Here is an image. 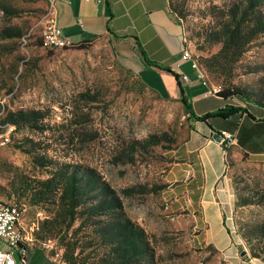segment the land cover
<instances>
[{"label":"rangeland","instance_id":"1","mask_svg":"<svg viewBox=\"0 0 264 264\" xmlns=\"http://www.w3.org/2000/svg\"><path fill=\"white\" fill-rule=\"evenodd\" d=\"M169 2L206 85L243 92L230 101L234 107L264 106V35L223 70L206 65L220 49L204 39L212 13L233 0ZM46 15L45 0H0V133L10 125L8 112L44 114L42 130L12 125L0 149V200L20 208L28 247L60 254L63 264H113L95 228L85 217L72 219L59 194L38 201L31 187L49 177L52 167L43 164L51 160L96 169L121 196L126 215L151 242L153 258L139 264H264V164L232 163L224 151V173L212 190L227 182L232 211L207 210L203 219L172 211V154L190 135L181 103L166 96L158 76L146 75L148 85L123 66L106 38L83 48L42 47ZM4 28L15 36L2 38Z\"/></svg>","mask_w":264,"mask_h":264},{"label":"crops","instance_id":"2","mask_svg":"<svg viewBox=\"0 0 264 264\" xmlns=\"http://www.w3.org/2000/svg\"><path fill=\"white\" fill-rule=\"evenodd\" d=\"M55 10L57 25L71 44L106 38L120 62L145 84L150 82L147 76L156 75L166 96L179 100L182 91L196 116L234 101V97L207 95L209 87L197 78L189 63L181 61L184 27L169 0H58ZM238 105L241 110L226 119L188 122L189 138L173 152L168 173L177 191L171 199L172 211L188 209L199 219L207 210L220 216L232 211L227 182L216 189L219 193L212 190L225 165L223 148L210 140L214 132L235 134L236 140L227 151L232 163L264 164V106ZM213 245L221 252L226 249ZM15 254L20 264H53L52 257L28 246L17 248Z\"/></svg>","mask_w":264,"mask_h":264},{"label":"trees","instance_id":"3","mask_svg":"<svg viewBox=\"0 0 264 264\" xmlns=\"http://www.w3.org/2000/svg\"><path fill=\"white\" fill-rule=\"evenodd\" d=\"M173 13L180 19L176 12ZM212 17L213 23L204 39L209 44H220V49L207 60L208 67L215 66L223 70V67L238 61L253 39L264 35V0H233L212 13ZM1 33L2 38L15 36L7 33V28L2 29ZM91 41H82L71 46L83 48ZM173 75L177 79V75ZM217 95L227 99L236 95L243 97V92L234 88H222ZM179 102L188 122L196 120L207 123L211 118L226 119L233 112L241 110L225 105L196 116L182 91ZM43 117L44 114L35 110H20L8 112L5 119L10 125L42 130L38 122ZM223 150L227 152L228 148L223 147ZM46 163L43 165L52 167L49 177L31 187L38 196V201H51L59 194L67 206V214L72 219L85 217L83 222L95 228L99 243L111 256L113 264H139L142 260L153 258L151 242L144 228L126 215L121 196L100 172L83 165L71 166L51 160ZM259 235L264 237V230Z\"/></svg>","mask_w":264,"mask_h":264},{"label":"built area","instance_id":"4","mask_svg":"<svg viewBox=\"0 0 264 264\" xmlns=\"http://www.w3.org/2000/svg\"><path fill=\"white\" fill-rule=\"evenodd\" d=\"M47 5V15L43 24L41 34V46L48 49H58L71 46L69 40L63 35L57 25L55 2L58 0H45ZM181 61L189 63L196 72L197 78L204 82L205 72L200 69L198 56L194 54L185 39V45L181 53ZM186 80V76H183ZM205 83V82H204ZM206 84V83H205ZM220 88L209 87L207 95H217ZM5 132L0 133V149L10 142V135L14 131V126L7 125ZM221 137L220 144L229 147L234 144L236 137L233 132L222 130L218 132ZM30 238L21 221V210L15 204L0 200V264H20L16 257L15 250L29 246ZM53 264H63L60 254L52 256Z\"/></svg>","mask_w":264,"mask_h":264},{"label":"water","instance_id":"5","mask_svg":"<svg viewBox=\"0 0 264 264\" xmlns=\"http://www.w3.org/2000/svg\"><path fill=\"white\" fill-rule=\"evenodd\" d=\"M212 137H213V139H214L216 142H220V140H221V137L219 136V134H218L217 132H214V133L212 134ZM242 253H244V252H242Z\"/></svg>","mask_w":264,"mask_h":264}]
</instances>
